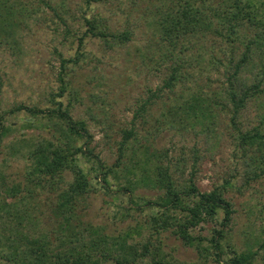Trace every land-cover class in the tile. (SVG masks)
<instances>
[{
    "label": "trees",
    "instance_id": "obj_1",
    "mask_svg": "<svg viewBox=\"0 0 264 264\" xmlns=\"http://www.w3.org/2000/svg\"><path fill=\"white\" fill-rule=\"evenodd\" d=\"M41 1L50 6L45 0ZM101 1L104 0H84L88 8ZM159 2L150 25L165 44L163 59L172 61L163 83L148 90L146 98L136 105L130 126L121 129L114 167L105 166L87 149L90 137L87 121L73 117L70 105L61 100L65 92H75L74 89L69 92L73 88L71 72L86 55L81 50L85 37L99 39L109 48L124 45L131 39V30H116L100 13H83L81 24L84 29L77 37L74 55L66 57L57 53L59 84L58 90L50 93L51 105L43 108L18 103L0 112V145L12 130L10 124H4L5 115L24 113L28 116L24 118L28 126L46 119L50 123L46 122V128L52 132L49 137L33 141L22 154L28 160L24 182L11 180L9 183L0 172V264H108L112 261L113 264H177L163 252L162 239L167 234L198 251L199 257L192 264H208V258L219 264H254L259 260L264 264V237L253 241L255 248L240 249L227 232L234 208L226 193L234 186L233 178L224 179L209 190H200L193 179V170L187 177H182V169L179 172L178 167L179 175L175 177V170L163 159L164 150L144 143L141 140L144 135L139 133V126L145 128L150 124L157 132H181L198 127L214 135L217 114L227 108L226 128L231 130L234 152L243 163L242 186L264 178L262 8L256 0ZM54 13L66 24L62 15ZM29 17L31 14L24 3L0 0V50L23 51L21 30ZM65 32H70L67 27ZM208 33L218 34L229 46L234 47L236 42L244 46L239 58L231 65V73H226L227 86L221 90L203 86L194 88L188 84L197 83L206 66L220 61L212 47L208 60L204 55L205 48L198 42ZM196 45L198 47L193 51ZM255 63L259 70L248 83L243 68ZM166 93L174 96L172 101H165L169 98ZM158 98L162 99V107L157 115L150 109L155 103L158 105ZM250 103L256 104L257 120L246 127L242 116ZM79 140H82L80 144ZM85 154L96 165L91 168L96 171L95 176H102L108 191L127 197L130 206L141 212L147 209L145 221L115 234L83 218L81 210L93 188L89 171L81 162ZM196 158L197 155L193 160ZM174 165L177 167L178 164ZM67 172L71 173L69 179ZM140 186L152 187L158 193L154 199L140 198L135 193ZM45 188L52 191L55 200L49 207L51 222L41 227V215L35 211L39 206V195ZM210 221L218 225L212 228L210 237L194 233L197 226ZM133 234H141L145 240L134 241ZM153 236L156 242L151 241ZM147 255L149 260L145 259Z\"/></svg>",
    "mask_w": 264,
    "mask_h": 264
},
{
    "label": "rangeland",
    "instance_id": "obj_2",
    "mask_svg": "<svg viewBox=\"0 0 264 264\" xmlns=\"http://www.w3.org/2000/svg\"><path fill=\"white\" fill-rule=\"evenodd\" d=\"M10 1L24 3L31 17L27 18V23L21 30L23 51L11 53L8 49L0 50V112L18 103L43 108L51 105L50 93L56 92L59 84L57 53L68 57L77 51V37L84 29L81 24L83 13H100L116 30L128 28L132 31L129 41L113 48L107 47L99 39L85 37L81 50L86 55L80 58L71 72L73 88L69 92L73 89L75 92H65L61 97L64 104L70 105L73 117L87 121L90 133L87 149L97 155L105 166L114 167L121 129L130 126L133 111L146 98L148 90H154L163 83V77L172 61L170 58L163 59L165 44L159 40L150 25L159 8V0H104L91 4L90 8L84 0H45L50 6L41 0ZM256 1L264 13V0ZM54 11L63 16L66 24H63ZM66 27L69 33L65 32ZM198 42L205 48L204 55L207 59L212 47L220 61L206 66L197 83L188 84L194 88L203 86L205 89H223L227 86L226 73H231V65L239 58L243 44L236 42L234 47L230 45L233 49L230 52L229 44L216 33H208ZM196 47L198 46L192 50L195 51ZM258 70L256 63L243 68L248 83L252 82ZM176 90L179 92L180 87L177 86ZM166 95L169 97L165 99L166 102L174 98L171 93ZM156 101L158 105L155 103L150 111L158 115L162 99L158 98ZM227 111L226 108L218 112L214 135L198 127L181 132H157L147 124L145 128L139 126V133L144 135L140 139L150 146L164 150L163 159L175 170V177H178L181 169L182 177H187L193 170V179L200 190H209L224 179L233 178L234 186L226 193L234 208L227 232L238 248H255L253 241L264 237V178L250 181L249 186H242L243 163L237 157V152H234L231 130L226 128L229 117ZM257 113L256 104L250 103L242 116L243 125L249 127L256 123ZM26 117L28 116L24 113L5 115L4 124H10L12 130L0 145V172L9 183L11 180L25 181L28 160L22 154L33 141L49 137L52 133L46 128V119L28 126L24 120ZM81 142L79 140L78 144ZM16 148L19 150L14 153ZM195 155L197 158L193 160ZM88 156H82L81 162L89 171L93 188L81 210L83 218L115 234L137 222L145 221L147 209L142 207L145 211L141 212L130 206L127 197L108 191L102 176H95L96 171L91 167L96 165ZM176 163L177 167L174 165ZM178 167L179 172L176 171ZM66 177L71 178V173L67 172ZM108 179L115 182L111 176ZM135 193L140 198L154 199L158 191L152 187L140 186ZM54 197L52 191H47L46 188L39 195V206L35 212L41 215V227L46 222H51L48 218L52 215L49 207L53 204ZM216 224L213 221L202 223L194 233L208 238L212 228L218 226ZM147 235L150 236L149 231L146 232V237ZM142 238L141 234H133L134 241L145 240ZM152 238V242L157 241L154 236ZM162 240L163 252L177 264H192L197 261L199 253L194 247L184 245L168 234ZM203 243L206 244V240ZM145 259L149 260V255ZM207 262L219 264L211 258ZM254 264L262 262L259 260Z\"/></svg>",
    "mask_w": 264,
    "mask_h": 264
}]
</instances>
